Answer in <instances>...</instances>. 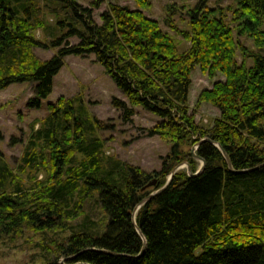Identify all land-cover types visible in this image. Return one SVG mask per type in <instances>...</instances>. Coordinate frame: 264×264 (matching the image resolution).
<instances>
[{
    "label": "trees",
    "instance_id": "1",
    "mask_svg": "<svg viewBox=\"0 0 264 264\" xmlns=\"http://www.w3.org/2000/svg\"><path fill=\"white\" fill-rule=\"evenodd\" d=\"M133 2L142 8L149 0ZM204 2L197 0L187 10L188 29L181 33L189 45L178 52L172 36L138 8L110 2L95 22L91 6L76 0H0V89L31 82L33 96L26 103L37 107L50 93L65 55L92 54L125 98L110 102L121 120L130 121L140 106L160 118L148 134L171 143L148 186L153 179L148 173L104 153L95 134L103 123L87 113L80 98L47 102L49 113L30 134L18 162L33 182L23 187L0 158V238L24 227L68 230L43 264H264V53L234 42L221 14ZM238 3V14L244 15L240 32L263 35L258 25L264 0ZM41 11L54 13V22L44 21ZM35 29L43 31L42 39L35 38ZM35 46L56 49L41 60ZM195 65L207 76L224 77L199 93L198 100L218 110L208 128L187 112ZM201 138L208 140L194 152L204 161L202 170L192 176L185 169L174 171L167 186L135 210L140 237L133 207L176 163L185 161L196 170L191 153L179 146ZM213 143L224 150L231 168ZM91 199L101 213L94 220L82 211Z\"/></svg>",
    "mask_w": 264,
    "mask_h": 264
},
{
    "label": "rangeland",
    "instance_id": "2",
    "mask_svg": "<svg viewBox=\"0 0 264 264\" xmlns=\"http://www.w3.org/2000/svg\"><path fill=\"white\" fill-rule=\"evenodd\" d=\"M76 1L81 5L91 6L92 19L95 22H99V13L110 2L126 5L132 9L138 8L146 17L156 20L162 31L172 36L178 52L184 51L189 45L188 39L183 36L181 30L188 29L186 12L197 0H149L148 6L142 8L135 7L133 0ZM204 4L205 8L214 10L217 16L221 14L231 29L234 42L253 52L264 53V18L260 19L258 25L263 35L257 38L240 32L244 15L240 17L238 14V10L241 9L238 0H205ZM39 15L50 24L56 17L54 13L49 14L43 11ZM165 19H169L168 22L174 25V29L165 23ZM66 28L67 26L64 27V31ZM33 34L36 39H42L43 31L35 29ZM70 41L75 42L76 40L70 38ZM55 49L35 46L33 52L39 59L44 60L50 57ZM93 60L92 54L85 57L65 55L62 66L52 78L50 93L40 101L37 107L27 106L26 103L28 98L33 96V83L31 82L11 83L0 89V158L17 176L15 179L19 180L23 187H28L33 182L31 172H22L18 168L23 147L27 144L32 131L38 129L41 121L47 117L49 113L47 102L54 103L59 97L61 100L80 98L87 113L103 123L104 126L101 125L95 134L101 140L106 155L137 167L153 177L154 171L161 168L162 159L169 154L170 141L158 134L150 135L147 131L160 120L159 117L140 106H135L130 121L121 120L119 112L111 106L110 102L112 97L123 100L125 98L103 72L101 66ZM235 60L236 63L241 61L238 49H235ZM243 60L246 64L251 63L249 58ZM189 77L186 96L187 112L191 114L198 126L208 128L213 119L218 116V110L210 103L198 100L199 93L202 90H209L214 82L221 81L224 77L220 73L207 76L206 73L200 71L197 65L191 69ZM196 142L190 145L182 143L179 149L182 152H190L192 147L196 148ZM261 144L264 147V139ZM193 159L196 161L197 170L200 161L194 157ZM180 163L181 165L176 170H186L182 163L187 162L180 161L175 165ZM34 174L37 179L41 178L42 171L36 170ZM168 175L158 188L164 184ZM82 209L83 213H88L93 220L101 217L98 205L93 199L86 200ZM67 234L68 230H61L59 227L46 231L24 227L13 235L3 236L0 238V264H43L46 259L50 260L54 257V253H51L53 243L63 241ZM61 259L59 258V261Z\"/></svg>",
    "mask_w": 264,
    "mask_h": 264
},
{
    "label": "water",
    "instance_id": "3",
    "mask_svg": "<svg viewBox=\"0 0 264 264\" xmlns=\"http://www.w3.org/2000/svg\"><path fill=\"white\" fill-rule=\"evenodd\" d=\"M202 140H208V139H207V138H201L199 141H197V142L195 143V145L197 146V144H198L200 141H202ZM213 144H214V145L219 149V151L221 152V154H222V156H223V158H224V160H225V162H226L227 167H228V168H231V167H230L229 158H228V156L226 155V153L224 152V150H223L218 144H216V143H213ZM194 149H195V147H192L190 152H191L192 157H194V158H196V159H198V160L200 161V165H199L198 169L195 170L194 172H191L190 169H189V167H188V164H187V163H182V164H184V166H185V168H186V173H187V175H189V176H192V175H196V174H198V173L202 170L203 165H204V161H203V159L200 158L199 156H197L196 154L193 153V150H194ZM179 165H181V163L175 165V166L170 170L167 179L165 180L164 184H163L160 188H158V189L155 190L154 192H151V193H149L148 195H146V196H144L143 198H141V199L136 203V205L133 207V209H132V213H131V219H132V223H133V225H134V227H135V230H136V232L140 235V237H142V236H141V232H140L139 229L136 227V225H135V223H134V220H133V214H134L135 210H136V209H137V208H138L143 202H145V201H146L147 199H149L151 196H153L154 194H156L157 192L161 191L163 188H165V187L167 186V184H168V182H169V180H170V178H171L173 172L176 170V168H177ZM154 182H155L154 179H152L151 181H149V182L147 183V185H148V186H149V185H153ZM143 246H144V244H142V246H141V248H140V251L143 250ZM101 251H102V252H106V253H111L110 251H107V250H101Z\"/></svg>",
    "mask_w": 264,
    "mask_h": 264
}]
</instances>
